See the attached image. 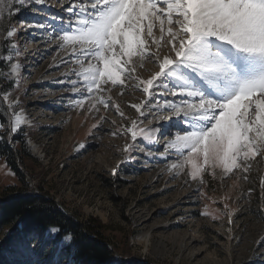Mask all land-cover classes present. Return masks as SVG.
Segmentation results:
<instances>
[{
    "label": "rangeland",
    "instance_id": "374dc122",
    "mask_svg": "<svg viewBox=\"0 0 264 264\" xmlns=\"http://www.w3.org/2000/svg\"><path fill=\"white\" fill-rule=\"evenodd\" d=\"M12 2L19 6L18 0H6ZM67 7L65 3L62 8L56 0H47L44 5L26 0L19 11L13 8L10 14L5 8V18H0V68L4 69L0 71V87L12 86L8 100L0 99L4 108L0 114L7 116L1 123L0 141L13 151L14 164L22 176L15 175L0 159V202L22 192L43 196L76 222L100 229L103 243L122 260L261 264L264 247H258L256 241L264 237V155L250 160L246 172L205 167L193 179L184 157L173 150L165 154L168 137H157L151 144L138 136L134 148L125 152V146L133 143L127 132L133 120L142 121L140 128L167 127L168 113L154 119L145 108L144 116L132 108L145 99L132 80L126 81V86L109 81L102 85L103 92L88 95L82 78L76 77L81 69L73 48L80 45L61 47L52 28L29 27L52 21L53 16L67 17ZM10 26L15 29L12 41L19 48L18 55L6 44L4 29ZM9 54L13 55L12 63L21 65L18 76L9 75ZM140 63L137 59L136 75L141 79L156 71L146 59L143 67ZM73 80L79 85L76 91L70 84ZM81 94L85 97L82 105H75ZM100 99L108 103L107 108ZM13 101L18 105L11 106ZM15 114L23 123L10 134L6 129ZM173 163L181 167L170 170ZM5 231L0 232V245L8 239ZM58 234L48 236L46 232L45 244L38 245L35 254L14 250L11 241L5 256H1L4 249L0 253L4 260L0 264H52L56 259L61 264H80L67 250L71 239L58 240Z\"/></svg>",
    "mask_w": 264,
    "mask_h": 264
},
{
    "label": "snow or ice",
    "instance_id": "6c2138e0",
    "mask_svg": "<svg viewBox=\"0 0 264 264\" xmlns=\"http://www.w3.org/2000/svg\"><path fill=\"white\" fill-rule=\"evenodd\" d=\"M33 2L44 5L47 0ZM56 2L62 8L67 3V17L53 16L52 21L29 27L52 28L53 38L61 41V47L80 45L79 49L73 48L81 69L76 77L82 78L89 96L103 92L102 85L109 81L126 86V81L132 80L134 88L145 95L132 108L144 116L143 107L154 119L168 113L167 127L161 124L140 128L142 121L133 120L127 129L133 143L125 146V152L134 148L138 136L151 144L157 137H168L165 154L173 150L184 157L193 179L205 167L246 172L251 167L250 160L264 155V0ZM25 3L26 0H18L19 6ZM19 6L0 0V18H5V8L11 14L13 8L19 11ZM4 33L11 53L18 55L19 48L12 41L15 29L10 26ZM137 59L141 62L139 67L146 59L156 66V71L141 79L136 75ZM12 60L13 55L9 54V75L18 76L21 65ZM70 84L73 91L79 87L76 80ZM0 97L8 100L7 94L0 93ZM84 98L81 94L75 105H82ZM99 102L108 107L106 101ZM16 105L18 101H13L11 106ZM116 109L124 115L118 105ZM22 123V117L15 114L6 131L14 134ZM0 128L4 125L0 124ZM179 167L173 163L170 170ZM59 231L52 225L47 235L54 236ZM11 234V229L5 231V239ZM70 239V234L64 237L66 242ZM44 244V234L22 232L12 247L24 254H35L37 246ZM256 244L264 247V237ZM52 264H61V260Z\"/></svg>",
    "mask_w": 264,
    "mask_h": 264
},
{
    "label": "trees",
    "instance_id": "16d2710c",
    "mask_svg": "<svg viewBox=\"0 0 264 264\" xmlns=\"http://www.w3.org/2000/svg\"><path fill=\"white\" fill-rule=\"evenodd\" d=\"M3 70L0 68V71ZM11 90V84L8 87H0L2 94H7ZM1 110L4 111V108L0 106ZM6 117L4 115L3 118L0 114V124L7 120ZM0 159L5 160L15 175L21 176L14 164V153L4 140L0 141ZM52 225L60 229L58 240L68 234L71 235V243L67 250L80 264H143L139 260L115 258L113 252L103 244L100 229L96 230L88 223L76 222L73 217L64 215L52 201L33 192H22L0 202V232L12 230L7 241L0 245V253L4 249L1 256H5L4 251L8 249L9 243L22 232H38L45 235ZM0 260L4 261L3 258Z\"/></svg>",
    "mask_w": 264,
    "mask_h": 264
},
{
    "label": "bare ground",
    "instance_id": "6f19581e",
    "mask_svg": "<svg viewBox=\"0 0 264 264\" xmlns=\"http://www.w3.org/2000/svg\"><path fill=\"white\" fill-rule=\"evenodd\" d=\"M163 229H166V227L164 226V227H163ZM165 231H166V230H165ZM162 235L166 236V238H169V236H168V235H166L165 233H163ZM182 245H183V244H182ZM181 248H182V249H186V248H187V246H185V247H183V246H182ZM192 258H194V256H193V255H192V256H190V260H191ZM263 262H264V261L262 260V261H261V264H263Z\"/></svg>",
    "mask_w": 264,
    "mask_h": 264
},
{
    "label": "water",
    "instance_id": "95a60500",
    "mask_svg": "<svg viewBox=\"0 0 264 264\" xmlns=\"http://www.w3.org/2000/svg\"><path fill=\"white\" fill-rule=\"evenodd\" d=\"M104 244V243H103ZM106 247H108V245L107 244H104Z\"/></svg>",
    "mask_w": 264,
    "mask_h": 264
}]
</instances>
